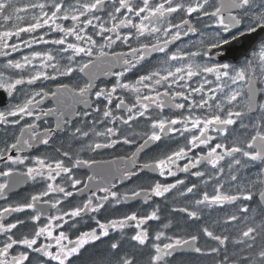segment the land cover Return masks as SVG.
I'll list each match as a JSON object with an SVG mask.
<instances>
[{
    "label": "snow or ice",
    "instance_id": "1",
    "mask_svg": "<svg viewBox=\"0 0 264 264\" xmlns=\"http://www.w3.org/2000/svg\"><path fill=\"white\" fill-rule=\"evenodd\" d=\"M0 93V264H264V0H0Z\"/></svg>",
    "mask_w": 264,
    "mask_h": 264
},
{
    "label": "flooded vegetation",
    "instance_id": "2",
    "mask_svg": "<svg viewBox=\"0 0 264 264\" xmlns=\"http://www.w3.org/2000/svg\"><path fill=\"white\" fill-rule=\"evenodd\" d=\"M66 23H70V22H66ZM187 39V38H185ZM195 39V38H194ZM181 42H177V44H180ZM41 48L45 47V46H40ZM175 47V45L173 46V48ZM250 47L248 42H238L233 49H231L230 51V56L229 58L232 59L234 62L238 59V60H242L243 59V54L246 50H248ZM25 51H30V50H25ZM19 55V54H17ZM155 63V61H154ZM8 102V97L6 96V94L0 93V110L3 109L4 106L7 105ZM120 147V146H118ZM176 147L175 143L173 141L170 140H163L161 142H159V145L153 146L152 150H149L148 154L145 155L143 153H141L140 159L141 162H143L144 160H148L151 157L154 156H158L161 155L162 153L168 151L170 148H174ZM197 151H199V149H197ZM121 154H130V151L127 150V146H124L123 148H120V151H116V150H108L106 151L103 156H99L97 157L98 159H114L116 156L121 155ZM181 164H183V161H181ZM84 172H88V174H91L88 170H81V172L79 173L80 175H83ZM177 178H181V179H185L186 175L184 173H178L177 177H168L167 180H164L163 177H159L158 175L148 172V173H141L139 178H134L135 183L131 182V181H126L124 184H120L119 180L117 179L115 182L118 184V190L123 192L126 191L127 188L130 187H137V186H147L148 184L152 183L154 180H160L161 182H165V183H172L175 181V179ZM188 180L192 179V178H187ZM36 189V186L32 185L31 183L29 184H21L17 187L16 192L13 194V199L16 200H20L23 199L24 197H27L30 193H33ZM169 197H171V199H169L168 201L161 202V206L164 207V204L167 203L169 205L173 204V201H175L176 204L181 203V198L177 196H173L172 194H168ZM79 197L74 198L72 201V204H78L80 202ZM72 204H66V207H71ZM107 207V206H106ZM150 211L151 209L148 208L146 205H143L142 202H138V201H130L127 204H121L119 206H117L116 208H112V207H108V210H101V212L97 215V218L101 219V220H106L109 218H118L121 217L123 214L125 213H130L131 211ZM179 217L177 216V219ZM94 221L92 220H87L85 222H82L80 225H78L79 230L82 231H87L89 230L91 227H94ZM67 227V225L65 226ZM190 230H195V225H191L190 226ZM127 231H132L131 229L127 230ZM99 244V242H97ZM91 247V246H90ZM104 246L101 245V249ZM100 249H93V251H99ZM185 259H187L189 261V264H209V260L207 258H201V257H197L195 255H189L187 256Z\"/></svg>",
    "mask_w": 264,
    "mask_h": 264
}]
</instances>
